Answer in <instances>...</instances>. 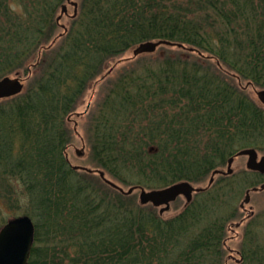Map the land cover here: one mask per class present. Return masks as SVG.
<instances>
[{"label":"trees","instance_id":"trees-1","mask_svg":"<svg viewBox=\"0 0 264 264\" xmlns=\"http://www.w3.org/2000/svg\"><path fill=\"white\" fill-rule=\"evenodd\" d=\"M65 2L0 0V80L34 65L26 91L0 102L1 203L19 210L27 200L22 214L36 227L29 264H221L223 218L205 222L204 213L215 202L164 219L109 187L111 197L67 162V120L110 65L148 41L195 48L264 85V0H79L67 33L37 62ZM167 48L181 53L123 74L93 126V163L125 184L201 183L237 148L264 147V109L219 68L207 75L195 54ZM239 56L250 71L238 69Z\"/></svg>","mask_w":264,"mask_h":264},{"label":"rangeland","instance_id":"rangeland-1","mask_svg":"<svg viewBox=\"0 0 264 264\" xmlns=\"http://www.w3.org/2000/svg\"><path fill=\"white\" fill-rule=\"evenodd\" d=\"M78 2V1H77ZM16 11H22V8H19L18 6H14ZM57 14H60V9L58 10ZM74 14V9L71 6H68V15L64 16L60 22L62 26L68 29L69 26H71L72 22V16ZM57 18V17H56ZM60 27H57L56 32L54 33L55 35L52 36L51 40L47 41L46 44H43V46H49L50 43L53 42V40L56 38V36L60 33H63V29ZM244 27V25H243ZM58 42V41H57ZM56 42V43H57ZM59 47H54V49L51 50L54 54L57 53ZM39 52V51H38ZM46 51H42L43 53ZM50 52V51H49ZM179 53H181L178 50H170L167 47L165 49H162L160 47L155 54H146L142 55L136 59L133 60H127L125 62H122L121 64H118L115 69L112 71L110 75L107 76V78L102 81L95 83L89 91H87L84 99L82 100L81 105L78 107L76 110L75 114L71 117V121L67 120L68 123V128L72 131L73 137H72V143L71 146L67 148L66 150V155L68 156V159L72 165L76 166H82L90 169H98L93 163L91 159V136H92V131H93V126L95 123V120L97 119L100 111L103 109V105L116 84V82L121 78L123 74L130 73V72H136L137 74H142L145 72V69H150L152 64V61L159 60L158 57H168V56H177ZM246 52L241 53L240 55H245ZM207 57H213L208 53H205ZM133 56L132 51L127 52L122 56L121 59H127L131 58ZM193 57L192 61H197L203 66L201 70L205 71L207 75H209V72H214L216 71V61L214 60H206L202 61L198 58V55H191ZM154 60H153V59ZM216 59V57H214ZM37 60H38V55H37ZM120 60V59H119ZM217 60V59H216ZM236 60H238V69L243 70L244 72L250 71V68H252V62L247 63L243 59L242 56H239ZM118 61V60H117ZM116 62V61H115ZM114 62V63H115ZM113 63V64H114ZM112 64V65H113ZM110 65V67L112 66ZM199 64H197L198 66ZM224 65V64H223ZM225 66V65H224ZM29 68V67H28ZM189 68L192 69V65L189 66ZM227 68V67H224ZM229 73L231 72L229 69H226ZM108 69H106L105 72H107ZM219 72V71H218ZM204 73V74H205ZM227 72H219L220 77L225 79L227 82L229 81L232 85H234L236 88L237 86L239 87V90L242 88L239 86L237 80L232 81L229 75L226 74ZM203 74V75H204ZM236 75V74H235ZM33 76L32 74H26L23 70V73L21 75V78H23L25 81V85L28 87L30 85V80L31 77ZM10 77H14V74L10 75ZM231 80V81H230ZM252 82V81H250ZM249 80H242V86L248 85ZM253 83H258V82H253ZM261 83V82H259ZM254 86L259 90V89H264V85H259V84H254ZM238 89V88H237ZM244 95L248 96L249 99L253 102H255L257 105L259 104L254 89L252 87L247 88L244 90ZM84 113L83 116H78L76 114H81ZM76 129V130H75ZM192 137V135H191ZM191 141V138H190ZM192 145V143H191ZM200 145V144H199ZM201 147V145H200ZM148 149H151V153H157L158 148L155 145H150ZM77 150H83V155L78 156L77 155ZM201 150H204V147H201ZM260 156L264 155V149L259 151ZM246 163H247V158L242 157L237 159L234 164H233V171L234 175L231 177V179L226 180L225 178L223 179L222 177H217L215 180V186L212 188L213 189V194L211 196H204V195H199L198 199L196 198L195 201L198 200V203L202 205H207L211 202H215L212 206V210H204L205 213V222L209 221H214L215 218L226 216L232 213V210L236 206L239 208V204L244 200L245 198V193L244 189L247 187L246 185L248 184L249 180L252 178L251 176L243 177L241 176V173L244 171H247L246 169ZM223 169L226 170V162L224 165H222ZM107 177L112 180L113 182L119 184L122 186L125 190H128L129 188L133 186H139L141 188H144L146 191H152L154 189H161L164 188L162 186H154V187H148V185H133L138 183L139 179L134 178L129 180L130 183L125 184L121 182L119 179L114 178L110 174L106 173ZM211 175V174H210ZM210 175L206 177L204 181L201 183H193L196 187H206L210 178ZM93 177V182L97 185V187L102 191L109 193L111 197H114V191H112L108 186H106L100 179L97 177V175H91ZM154 179L159 178L160 182H163V178L161 177H153ZM169 182V181H168ZM156 183V182H155ZM131 184V185H130ZM139 184V183H138ZM17 191L20 194V191L22 192V189L19 185H17ZM196 196V195H195ZM252 199H251V204L250 206L254 207L255 210V215L256 217H260L259 223L264 225V192L263 193H251ZM129 199L124 200V203L127 205H130L131 207H143V209H146L147 211H152V213H157L159 214V209H156L155 207L152 206V204H147L146 206H141L140 205V190L135 191L132 195L128 196ZM27 203V200L24 198L21 200V207L19 210L15 209H10L9 205L7 202L3 200V204L1 203V197H0V228L9 220L14 217L22 216L25 210V205ZM185 199L183 197L178 198V200L174 203H171L170 210L167 212H164L165 214L163 215L164 219H170L178 215L183 208L185 207ZM167 207V206H165ZM240 209V208H239ZM240 217L242 214L240 213ZM239 220V219H238ZM238 222V221H237ZM201 225V222L199 223V226ZM248 225V224H247ZM248 228H255L253 224H250L249 221V227ZM245 229L246 225L243 226L241 229L238 230L239 233H233L229 232L228 234V241H227V246L230 249L233 250H239L240 247H243L245 250L247 249L248 251H252L253 249L256 251L257 250V245L259 246L260 251L264 247V229L262 231H258V235H260V239L257 236H254L253 238H246L242 239L243 234H245ZM192 231V230H190ZM194 232V231H192ZM238 234V235H237ZM238 237L235 239H230L231 237ZM253 241H255L253 245ZM259 251V252H260ZM227 252H225V259L227 256ZM257 254V253H256ZM225 259L221 260V264H235L234 262L230 261L225 263ZM264 260V251L262 255L261 261ZM248 264H251L250 262Z\"/></svg>","mask_w":264,"mask_h":264},{"label":"water","instance_id":"water-1","mask_svg":"<svg viewBox=\"0 0 264 264\" xmlns=\"http://www.w3.org/2000/svg\"><path fill=\"white\" fill-rule=\"evenodd\" d=\"M68 2L74 6L75 8V16L78 10V4L76 2H72V0H68ZM67 12V6L62 8V13L58 18V23L63 17L64 13ZM65 32L67 29L63 26ZM55 43V41L53 42ZM160 46L167 47H177V48H186L184 45L173 43L167 40H160L157 42H146L138 45L133 49V57H138L143 54H152L155 53L156 50ZM190 52H195L194 49H190ZM111 69L107 75L112 72ZM25 90V85L22 81V78L19 74L15 77H5L0 80V100L2 99H10L22 94ZM258 98L264 103V90L257 92ZM79 116V114H78ZM83 150H77V155L82 156ZM237 156H249V160L247 163V168L249 170H258L261 173H264V157L261 159L260 163H257V152L254 149H247L239 152ZM234 158L229 159L228 161V169L226 172L221 170H216L213 172L211 179L208 184V188L213 184L216 175H232V164ZM75 171H84L89 174L96 173L100 176L101 180L104 181L108 186L117 190L124 196H129L133 194L138 187H132L129 190H124L122 187L112 182L106 177L105 172L102 170H92L86 167L81 166H72ZM264 189V186L261 187ZM140 204L147 205L148 203H152L154 206L158 207L160 205H166L165 209L161 210V213L168 211L170 209V203L174 202L179 196H184L187 200V203L190 204L193 199V193L203 192L205 189L195 188L189 182H182L179 184H175L171 187L162 189V190H154V191H146L143 188H140ZM253 191H258V189H254ZM245 203L250 202V191L247 193V196L244 200ZM35 239V226L32 219L29 216H22L18 218L11 219L7 222V224L0 230V264H29V259L31 255V250L34 245Z\"/></svg>","mask_w":264,"mask_h":264},{"label":"flooded vegetation","instance_id":"flooded-vegetation-1","mask_svg":"<svg viewBox=\"0 0 264 264\" xmlns=\"http://www.w3.org/2000/svg\"><path fill=\"white\" fill-rule=\"evenodd\" d=\"M258 102L261 104L262 107H264V104L262 103V101L260 99L258 100ZM250 148H252V147H250ZM253 148L257 152V156H258L257 163H260V161L264 157V155H261L260 156L259 151L263 150L264 148H261V147H253ZM245 149H247V148H245ZM236 153H234L233 155H231V156L228 157V159H230V157L231 158H234L233 164H234V162L237 159L242 158V157L243 158L246 157L247 158V163H248L249 156H242V157H238L237 156V157H235V154ZM247 163H246V169H247ZM233 164H232V166H233ZM216 170L223 171L224 169L222 167L221 168L219 167ZM226 170H227V164H226ZM247 172H248V170L242 172L241 173V176H243V177L249 176V173H247ZM251 172H252V175L254 177H252L249 180L248 184L246 185L247 187L244 189L245 198H246L247 193L249 191H250V195H251V193L253 192L254 189L261 188V187L264 186V173H261L258 170H256V171L250 170V173ZM233 175H234V171H233V174L232 175H228L227 176V175L220 174L219 176L222 177L223 179L225 178L226 180H228V179H231V177ZM212 188H213V185L210 187V189H212ZM263 192H264V189H261V190L255 192V193H263ZM197 196H198V194L196 195V198H197ZM195 199H194V201L191 204H193L194 202H196ZM251 199H252V196L250 198V202L249 203H245L244 202L245 199H244L239 204V208L240 209L235 204V207L232 210V213L229 214V215L223 216V221L221 220L220 223H219L220 226L223 227V235L221 237V242H220V247H222L223 253H222V257L220 259L221 260H224L225 259L224 258L225 257V252L228 253L227 256H226V259H225V263H226V261L228 263L229 260L232 261V262H234L235 264H245V263H247L246 250L243 247H240L239 250H233L231 248L229 249L228 246L226 245L227 244V241L229 239L227 237L228 234H229V232L239 233L238 230L241 229L243 226L246 225L245 234H243L242 239H246V238H250V237L253 238L254 236H257L260 239V235H258V231H262L264 229V225H262V224L259 223L260 217H258V218L256 217L254 207L250 206V204L252 202ZM197 203H198V200H197ZM185 206H186V204H185ZM162 208H163L162 205H161L160 208H157V209H159V214H160V210ZM183 209H185V207ZM240 213L242 214L241 217L239 216ZM163 215H161V216L163 217ZM249 221H250V224H253L255 226V228H248L249 227ZM235 238L238 239V237H235V236L231 237L230 239H235ZM254 243H255V241H253V244ZM256 248H257V250L255 251L253 249L252 251H250V254L253 257V255L257 253L258 257H256V260H257L256 262H259L262 259L264 247H263V249L261 251H260L258 245H257Z\"/></svg>","mask_w":264,"mask_h":264},{"label":"bare ground","instance_id":"bare-ground-1","mask_svg":"<svg viewBox=\"0 0 264 264\" xmlns=\"http://www.w3.org/2000/svg\"><path fill=\"white\" fill-rule=\"evenodd\" d=\"M198 188L205 189V191L201 192V195H204V196H211L214 192L213 189H210L207 186L206 187H198Z\"/></svg>","mask_w":264,"mask_h":264}]
</instances>
